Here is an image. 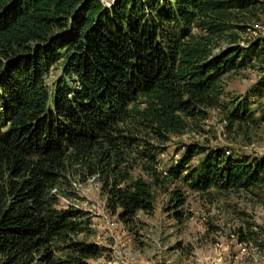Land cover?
Instances as JSON below:
<instances>
[{"label":"trees","instance_id":"trees-1","mask_svg":"<svg viewBox=\"0 0 264 264\" xmlns=\"http://www.w3.org/2000/svg\"><path fill=\"white\" fill-rule=\"evenodd\" d=\"M263 22L264 0H0V264H90L102 250L78 238L84 212L58 207L74 178L98 176L129 223L154 211L157 178L136 162L156 174L171 135L201 131L215 108L229 132L259 127L264 37L240 40ZM255 63L229 96L224 76ZM183 146L168 174L194 190L264 192V154Z\"/></svg>","mask_w":264,"mask_h":264},{"label":"rangeland","instance_id":"rangeland-1","mask_svg":"<svg viewBox=\"0 0 264 264\" xmlns=\"http://www.w3.org/2000/svg\"><path fill=\"white\" fill-rule=\"evenodd\" d=\"M261 36L264 22L244 34L240 43L246 45L248 39ZM61 69L62 62L58 61L51 67L48 81ZM261 73L259 63H255L225 75L224 88L229 96L241 97ZM225 124L222 111L210 109L201 131L171 135L155 156L156 174L152 177L137 167L139 160L136 162L135 174L157 180L152 187L154 211L139 212L132 222L123 223L109 210L98 176H89L86 182L73 179L71 189L76 195L60 194L58 207L84 212L89 228L78 238L102 250L99 258L89 259L90 264H264V192L194 190L168 174L187 142L226 146L230 152L264 154V120L259 127L234 132H229ZM199 159L194 156L189 164L196 165ZM240 232L248 239L240 240ZM241 244L246 246L245 251Z\"/></svg>","mask_w":264,"mask_h":264},{"label":"bare ground","instance_id":"bare-ground-1","mask_svg":"<svg viewBox=\"0 0 264 264\" xmlns=\"http://www.w3.org/2000/svg\"><path fill=\"white\" fill-rule=\"evenodd\" d=\"M241 245H242V244H241ZM241 250H242V251H245V250H246V246H245V245H242V246H241Z\"/></svg>","mask_w":264,"mask_h":264}]
</instances>
